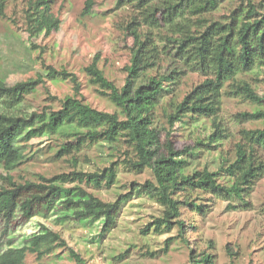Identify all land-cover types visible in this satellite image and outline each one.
Returning a JSON list of instances; mask_svg holds the SVG:
<instances>
[{
  "label": "trees",
  "instance_id": "16d2710c",
  "mask_svg": "<svg viewBox=\"0 0 264 264\" xmlns=\"http://www.w3.org/2000/svg\"><path fill=\"white\" fill-rule=\"evenodd\" d=\"M8 1L0 0V18L7 17ZM223 1H116L117 8L130 9L125 27L134 35L124 84L118 86L105 74L98 55L84 68L91 84L99 86V92L115 105L114 112L87 102L77 74L66 68L48 65L37 76L15 83L0 76V167L7 173L1 175L0 183V264H27L29 254L42 259L58 247L69 249L83 263L61 232L41 223L38 231L18 240L10 237L13 222L20 216L31 219L57 210L63 220H99L103 231L111 228L129 194L109 202L89 187L111 188L117 182L121 161L114 154L124 144L122 163L137 172L146 168L153 172V179L146 180L139 193L163 206L162 215L150 221L144 233L182 230L183 210L188 208L203 215L208 204L192 197L197 189L247 204V196L264 177V109L237 113L238 121L261 120L263 125L243 130L235 144V159L224 161L218 172L208 167L189 171L179 160L199 146L217 149L233 136L229 121L221 114L225 94L262 100L242 75L264 71V0H248L247 6L232 9L227 20L213 15ZM93 5V0H87L83 14H91ZM54 6L55 0H28L26 4L24 29L34 49L38 48L34 40L41 34L50 36L61 28L62 19ZM189 72L204 78L180 96L179 86ZM45 76L71 81L74 93L60 99L57 109L21 113L27 95L46 83ZM162 118L165 124L160 129ZM206 120L209 133L198 134L197 147L177 148L173 140L177 124H206ZM56 134L77 138L78 144L108 147L110 164L84 170L75 162L69 172L40 176V181H17L11 172L27 160L28 142ZM173 239H168L165 251ZM191 260L193 264L215 263L209 253L192 255Z\"/></svg>",
  "mask_w": 264,
  "mask_h": 264
},
{
  "label": "rangeland",
  "instance_id": "374dc122",
  "mask_svg": "<svg viewBox=\"0 0 264 264\" xmlns=\"http://www.w3.org/2000/svg\"><path fill=\"white\" fill-rule=\"evenodd\" d=\"M116 1L93 0L91 14L84 15L87 0H55L54 11L62 19L61 28L50 36L41 34L34 40L38 45L34 49L24 29V9L28 0H9L7 17L0 18V76L15 83L37 76L48 65L66 68L77 74L82 83L81 95L87 102L101 110L116 111L115 105L99 92V86L91 84L84 70L98 55L105 74L118 86L124 84L134 35L125 27L130 9L117 8ZM247 3L248 0H224L213 15L227 20L225 16L232 9L245 7ZM256 70L242 77L252 83L262 100L254 102L242 96L224 95L221 114L229 121L233 136L217 149L201 146L194 149L198 134L206 136L209 133V121L176 125L173 140L177 148L190 146L194 149L179 159L182 168L193 171L208 167L218 172L224 161L235 159V144L242 139L243 130L262 127L261 120L238 121L236 118L239 112L264 109V71ZM203 78L199 73L189 72L179 86L180 96ZM45 80V84L27 95L21 113L57 109L61 106L60 99L74 93L69 80L47 76ZM162 123L165 124L164 118L160 129L164 126ZM126 147L124 144L114 154V159L121 161L117 182L111 188L89 187L109 202H114L121 194H129L115 224L108 230H102L99 220H63L57 210L36 214L31 219L20 216L13 222L10 237L18 240L38 231L41 223L61 232L84 262L74 259L69 249L58 247L42 259L29 254L27 264H193L195 260H191V256L201 253L212 254L214 264H264V177L247 196V204L197 189L192 197H201V202L208 204L203 215L188 208L183 210L185 225L182 230L175 227L171 232L144 233L145 226L162 215L163 206L144 192L139 193L146 180L153 179V172L150 168L137 172L122 163ZM111 153L108 147L100 144L87 142L82 145L77 138L45 135L28 142L27 160L11 174L20 182L40 181V176L52 177L73 170L75 162L80 169L97 170L110 164ZM2 174L7 173L0 167V183ZM169 238L174 239L165 251Z\"/></svg>",
  "mask_w": 264,
  "mask_h": 264
}]
</instances>
